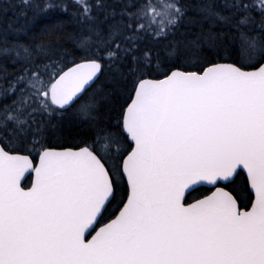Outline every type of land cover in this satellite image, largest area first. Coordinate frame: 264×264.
<instances>
[{"label": "snow or ice", "instance_id": "1", "mask_svg": "<svg viewBox=\"0 0 264 264\" xmlns=\"http://www.w3.org/2000/svg\"><path fill=\"white\" fill-rule=\"evenodd\" d=\"M195 11L169 39L180 0H135L87 25L80 62L0 49V264H264V0ZM102 77L115 124L98 115ZM70 112L89 135L67 146Z\"/></svg>", "mask_w": 264, "mask_h": 264}, {"label": "trees", "instance_id": "2", "mask_svg": "<svg viewBox=\"0 0 264 264\" xmlns=\"http://www.w3.org/2000/svg\"><path fill=\"white\" fill-rule=\"evenodd\" d=\"M46 2L53 6L44 9L42 6ZM131 2L135 0H89L92 6V20L84 21L79 15L80 10L75 6L74 0H29L27 4L24 0H0V49L13 41L32 48L43 45L54 59L80 62V58L85 54V50L80 46V37L87 25L97 23L106 27L114 20H119L121 13L125 11V5ZM180 2L185 6L186 17L176 31V35L169 39H184L189 30L197 26L199 17L195 6L199 0H180ZM62 6H67V11ZM254 15L259 20V10ZM219 54L225 57L219 62H234L227 58L232 55L231 45H226ZM208 55L211 56V53ZM2 66L0 62V67ZM20 66L19 63L15 65L8 63L7 71L9 74H15ZM97 88L100 90L97 96L98 115L105 122L115 124L123 102L121 94L115 92L104 77L98 82ZM60 123L61 133L68 141L67 146H72L73 142L87 138L89 135L87 125L71 112L65 114ZM193 195L199 197L200 193Z\"/></svg>", "mask_w": 264, "mask_h": 264}]
</instances>
